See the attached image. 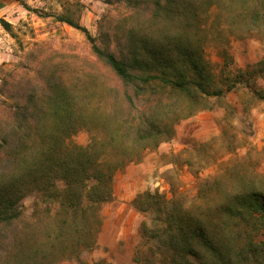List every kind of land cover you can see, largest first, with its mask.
Here are the masks:
<instances>
[{"label":"trees","instance_id":"obj_1","mask_svg":"<svg viewBox=\"0 0 264 264\" xmlns=\"http://www.w3.org/2000/svg\"><path fill=\"white\" fill-rule=\"evenodd\" d=\"M106 2L116 6L114 20L124 29L119 53L98 44L68 2L59 13L45 14L84 33L92 61L102 63L116 85L98 83L91 73L86 86L82 72L75 76L67 70L68 62L53 63L39 43L28 57L40 66V74L35 71L32 78L26 72L12 84L0 79L6 106L0 117V264H58L93 248L103 223L101 207L114 196L115 175L136 158L126 153L127 146L140 153L172 138L165 116L175 107L174 98L185 97L195 110L236 88V81L226 89L215 81L202 40L191 31L199 28L203 15L214 6L226 7L236 10L248 27L264 28V0ZM0 25L17 38L11 23L0 17ZM97 128L107 136L93 137L85 146L68 143L80 130ZM111 151L124 152L128 161L109 159ZM219 181L205 186L218 189ZM221 193L215 219L204 209L166 212L170 264H264V240L258 239L264 230V180ZM29 197L40 208L27 218L24 202ZM174 203L175 195L165 202ZM45 217L54 226L33 244L31 232L41 228Z\"/></svg>","mask_w":264,"mask_h":264},{"label":"rangeland","instance_id":"obj_2","mask_svg":"<svg viewBox=\"0 0 264 264\" xmlns=\"http://www.w3.org/2000/svg\"><path fill=\"white\" fill-rule=\"evenodd\" d=\"M24 2L39 12L27 10L17 0H0V17L14 26L17 35L14 38L0 25V79L12 84L27 77L26 72L32 78L35 71L40 74V66L28 57L39 43L53 63L68 62L67 70L75 76L82 72L86 86L91 73L98 83L116 85L112 73L102 63L92 61L84 33L46 15L59 13L61 4L68 2L78 9L80 23L98 44L119 53L125 34L122 22L114 20L116 6L106 0ZM191 31L202 40L215 81L225 89L236 81V88L225 96L211 97L195 110L185 97L174 98L175 107L165 116V123L173 131L171 139L140 153L127 146L126 153L136 157L133 161H128L124 152H109V159L128 162L115 175L113 199L101 207L103 223L95 246L81 249L79 258L58 264H170L173 251L167 246L165 234L167 211L181 213L183 208L195 214L204 209L215 219L223 190L264 180V28H250L236 10L214 6L210 15L202 16L199 28L193 26ZM27 65L29 70L23 68ZM5 109L0 97V117ZM187 114L190 116L183 119ZM106 136L103 129H82L68 143L85 146L93 137ZM215 178L220 180L218 189L205 186ZM173 195V207L166 206ZM36 201L35 197L25 200V217L40 208ZM53 221L45 217L40 231L31 232L33 244L43 241ZM258 239L264 240V230Z\"/></svg>","mask_w":264,"mask_h":264}]
</instances>
